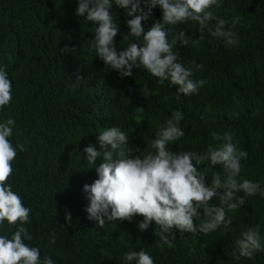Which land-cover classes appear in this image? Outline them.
Returning a JSON list of instances; mask_svg holds the SVG:
<instances>
[{"label":"trees","instance_id":"1","mask_svg":"<svg viewBox=\"0 0 264 264\" xmlns=\"http://www.w3.org/2000/svg\"><path fill=\"white\" fill-rule=\"evenodd\" d=\"M218 4L210 10L229 21L226 28L235 32L239 43L227 45L207 30L201 33L192 20L166 25L172 29L169 40L185 32L189 44H177L174 51L178 50L185 67L191 61L203 65L194 69L193 78L207 80L198 94L184 96L177 86L167 80L160 84L142 67L121 78L106 66L92 46L97 25L77 17V0H0V67L12 82V101L0 109V123L14 119L9 139L13 146L23 145V151L17 149L7 183L31 209L24 227L32 239L25 243L40 249L41 260L135 264L126 262L124 254L143 249L154 264H264V251L251 259L233 255H239L235 241L249 227L259 225L264 245V196L259 193H237L245 196V204L226 211L232 219L227 228L222 225L208 234L173 228L174 239L165 233L171 246L161 242L155 221L144 231L138 228L140 215L131 221L105 218L101 227L85 211L89 200L83 186L98 178L96 168L106 162L99 133L119 127L129 137L134 155L154 154L150 143L173 111L183 114L179 127L184 136L170 142L168 150L206 153L223 142L214 140L212 132L221 136L231 132L237 148L248 153L240 161L237 179L264 188V0H218ZM126 11L114 3L110 9L119 26L114 38L117 51L129 43L123 39L130 31ZM234 16L240 21L232 28ZM161 18L157 6L152 17L142 22L145 31ZM215 23L210 21L213 28ZM130 39L143 42L142 37ZM195 39H200L198 45H193ZM65 46L68 51H62ZM144 89L153 94L145 97ZM88 145L101 153L93 165L86 159ZM198 169L209 184L213 173L224 175L222 167L210 160ZM210 204L218 206L219 201L214 198ZM68 212L71 223L65 220ZM194 222L198 226L200 220ZM17 226L5 221L0 235L11 238Z\"/></svg>","mask_w":264,"mask_h":264},{"label":"clouds","instance_id":"2","mask_svg":"<svg viewBox=\"0 0 264 264\" xmlns=\"http://www.w3.org/2000/svg\"><path fill=\"white\" fill-rule=\"evenodd\" d=\"M113 3L126 9V15L130 17L126 21L130 31L123 36L129 43L122 51H117L114 43L119 26L110 12ZM77 4V17L97 25L92 46L96 56L106 66L119 72L121 78L131 77L134 68L142 67L158 78L160 84L167 80L177 86L178 94L184 96L198 94L207 80L193 78L194 69L199 70L203 65L191 61L185 67L178 50L174 51L177 44H189L185 32L180 31L178 36L169 40L172 29H166V25L192 20L198 22L201 33L207 30L213 37L222 38L227 45L239 43L235 32L226 28L229 21L216 17L210 10L213 6H219L218 0H77ZM157 6L162 10V18L145 31L142 22L152 17V11ZM212 20L216 21L214 28L210 25ZM239 21L240 17L234 16L232 28ZM132 37H142L143 42H131ZM192 43L198 45L200 39ZM68 50L65 46L62 51ZM152 94L144 89L145 97ZM11 101L12 82L6 70L0 67V109ZM139 110L143 111V107H139ZM182 119L181 111H173L171 118L158 128L155 139L150 143L155 153L149 152L143 156L133 154L129 137L119 127L112 126L99 133L97 139L104 149L106 162L96 168L98 178L92 184L83 186L89 200L85 209L88 219L102 227L105 218L108 221H131L134 216L140 215L143 220L138 223L139 230H147L155 221L160 227L161 242L171 246V239L175 238L173 228L193 234H208L222 225L227 228L232 219L226 217V211L241 208L245 204V196L257 193L264 196V188L259 183L237 179L242 168L240 161L247 159L248 153L237 148L231 132L223 136L212 132L214 140L223 142L215 148L209 147L206 153L168 150L170 142L184 136V131L179 127ZM14 124L12 118L0 123V225L7 221L10 226H18L11 238L0 235V264H54L51 257L41 260L40 249L25 243L32 239L24 227L29 221L31 209L24 206L22 198L7 183L14 171L12 162L17 156V149L23 151V145L13 146L9 139ZM84 151L91 165L101 155L92 145H88ZM206 160H210L213 166L222 167L223 178L220 173H213L210 184L206 183V176L198 169ZM241 191L245 196H237ZM214 198L219 201L218 206L210 204ZM196 219L200 220L198 226L194 222ZM65 220L71 223L70 212L66 214ZM165 233L172 238L169 239ZM51 242L55 243L54 234ZM235 245L239 252L238 256L233 253L236 259H251L254 253L264 251L259 225L243 231ZM124 260L135 261V264H154L153 258L143 249L129 250L124 254Z\"/></svg>","mask_w":264,"mask_h":264}]
</instances>
